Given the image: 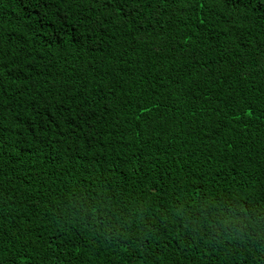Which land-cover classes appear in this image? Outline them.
<instances>
[{
	"label": "trees",
	"instance_id": "trees-1",
	"mask_svg": "<svg viewBox=\"0 0 264 264\" xmlns=\"http://www.w3.org/2000/svg\"><path fill=\"white\" fill-rule=\"evenodd\" d=\"M0 264H264V0H0Z\"/></svg>",
	"mask_w": 264,
	"mask_h": 264
}]
</instances>
